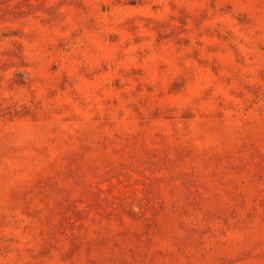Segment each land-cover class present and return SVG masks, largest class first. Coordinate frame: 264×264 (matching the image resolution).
Here are the masks:
<instances>
[{"label": "rangeland", "instance_id": "rangeland-1", "mask_svg": "<svg viewBox=\"0 0 264 264\" xmlns=\"http://www.w3.org/2000/svg\"><path fill=\"white\" fill-rule=\"evenodd\" d=\"M0 264H264V0H0Z\"/></svg>", "mask_w": 264, "mask_h": 264}]
</instances>
